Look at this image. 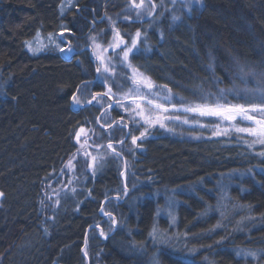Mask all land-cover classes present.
Wrapping results in <instances>:
<instances>
[{
  "label": "trees",
  "instance_id": "16d2710c",
  "mask_svg": "<svg viewBox=\"0 0 264 264\" xmlns=\"http://www.w3.org/2000/svg\"><path fill=\"white\" fill-rule=\"evenodd\" d=\"M63 2L0 0V264H264V157L235 137L146 139L128 165L130 194L109 204L118 227L105 239L96 233L108 229L101 208L122 191L113 157L47 202L80 129L101 113L72 106L79 88L85 100L105 93L86 51L92 35L107 39L110 21L128 43L139 31L131 63L168 90L172 105L220 90L222 102H259L245 90H264V0H201L177 23L165 6L138 22L122 20L130 0H79L66 12ZM36 37L46 40L38 55L27 47ZM67 43L71 59L61 55Z\"/></svg>",
  "mask_w": 264,
  "mask_h": 264
},
{
  "label": "rangeland",
  "instance_id": "374dc122",
  "mask_svg": "<svg viewBox=\"0 0 264 264\" xmlns=\"http://www.w3.org/2000/svg\"><path fill=\"white\" fill-rule=\"evenodd\" d=\"M78 1L79 0H64L62 11L66 12L71 8H75ZM136 3H140V0H136ZM161 3L163 5L160 4L159 6H156L153 0H145L144 8L136 9L132 7L130 0L125 11L126 16H124L122 20H136L138 22H145L158 12L160 6H165L162 14H164V11L165 13L168 11L172 12L173 15L171 17H178V19L172 18L173 22L177 23L181 19V12L189 13V8L191 5L192 7H195V5L198 6L200 4L194 3L193 0H163ZM152 5H155V7L153 8ZM138 12L140 13L139 16H137ZM148 13L151 14L149 15ZM115 23L110 21L108 29L110 33L107 39L105 38V31L92 35L89 38V46L86 48V51L92 55V59L96 63L97 69H99V71H97L98 79L96 82H99L103 85L105 93L97 94L93 96L91 100H87V98L85 100L83 97V90H81V92L79 91L76 95L80 103L76 104L73 102L72 106L74 109L78 110L79 107L88 105L96 99L94 106L99 107L101 109V113L96 119L95 125L91 124V127H87L83 131H79L77 151L66 165L65 173L61 181L62 183L59 185V190L57 191V189H52L49 191V193L47 192V202L51 206L53 202H55L54 200L58 199L59 195H62L66 192L71 194L77 189L75 185H81L79 174L88 177L97 175L104 166L103 164L105 155L108 154L109 156L113 157L114 160L120 165V176L122 180V191L119 193V195L104 203V212L111 213L109 210L110 202H113L112 205L114 206V203L118 204L124 202V200L130 194L128 165L131 163V159H134L135 155L141 151V145L145 142V140L154 136L155 133L167 135L170 134L173 136H177V134L182 133L186 134L189 139L195 140H219L231 139L230 137H235L233 138L235 141L237 140L243 142V140H245V147L249 148L252 154L264 157V155H261V153H264V145L259 143L252 144L254 138L247 133H237L232 130L227 134H213V129L217 124H219L221 130L228 129L230 124L233 123L239 127H251L253 125L239 120L235 122H226L217 121L214 118H202L194 116L189 113H185L182 110V106H175V108H173L172 103L175 100L174 97L168 92V90H165L154 83L153 84L155 87H153L150 92L148 89L141 87L140 95H146L155 102L164 104L165 107H168L169 111L167 113H161L162 116L179 117V119L164 120V127H161L158 123H153L152 125L145 123L144 115L147 114L148 106L138 99L137 94L134 91L133 79H131L134 74L132 72V68L128 67V64H131L133 68H136L139 70V72L143 73L139 69L140 67L134 66L131 63L132 55L136 53L135 50L138 48L140 41L139 39L137 40L136 47L132 50V52L129 53L128 60L125 61L123 59L122 49L125 47V44L130 47L131 43H128V41L122 37L119 29L116 27L117 23ZM117 32H119V38H122L125 42V44H121L120 47L115 46L119 39L116 35ZM45 44L46 40L41 37H36L32 42L28 43L27 47L32 54L38 55L41 53V50ZM67 44L68 45L61 47V53L65 58L69 59L72 57V54H74V49L70 47L69 43ZM69 49L72 51H69ZM105 67H107L109 71L105 72ZM112 84L117 85L119 93L112 88ZM165 97H169L170 100L165 99ZM137 103L141 104L140 108L136 107ZM112 110L119 111L123 117L117 121L111 120L110 113ZM142 111L144 115L138 114ZM155 114L156 113L153 115L155 116ZM185 119L188 120V123H184ZM210 120H214L216 122L211 123L209 122ZM114 125L115 130L113 131L115 134L111 131V127L113 128ZM98 131L103 133L105 132V134L101 137V134L99 135ZM141 133H144L143 137H141ZM133 138H136L135 144L132 142ZM109 144L112 145L111 148H109ZM250 144L252 145L251 147L249 146ZM259 148L262 149L261 152H258ZM256 149L258 150L255 151ZM117 153H119V155H117ZM120 159L122 163L120 162ZM51 187L52 185L50 188ZM1 200L2 197L0 196V202ZM101 216L103 217L106 228L108 229L107 231H104L102 228H97L96 233L100 236V238L105 239L108 233L113 232L118 227V222L115 219L116 223L113 224L112 218H114V216L112 213L111 218L107 215H104L103 212H101ZM101 231H103L104 235L100 234ZM159 234V241L166 239L164 237L161 238L164 235V232L160 230ZM158 245L160 244H157V246ZM85 253L87 254V251L84 252V256L87 259L88 255H85ZM87 263L90 264V261Z\"/></svg>",
  "mask_w": 264,
  "mask_h": 264
},
{
  "label": "snow or ice",
  "instance_id": "6c2138e0",
  "mask_svg": "<svg viewBox=\"0 0 264 264\" xmlns=\"http://www.w3.org/2000/svg\"><path fill=\"white\" fill-rule=\"evenodd\" d=\"M193 2L199 4L201 0H193ZM131 5L136 9H143L145 6V0H140V3H136V0H131ZM152 7L154 8L155 5H152ZM190 10L191 9H189V11ZM148 14L150 15L151 13ZM139 15L140 13L138 12L137 16ZM173 19H178V17H173ZM116 35L119 38V32H117ZM140 36L141 33L137 31L135 37L131 41L130 47L125 44L122 38L118 39V42L115 45L116 47H120L121 44H125V47L122 49L123 59L125 61L128 60L129 53L132 52V50L136 47L137 40L139 39ZM69 51L72 50L69 49ZM128 67L132 68V72L134 74L131 79H133L134 91L137 94L138 99L148 106L146 115H144L143 111L138 113L144 115L145 123H148L149 125H152L153 123H158L161 127H164L165 126V124L163 123L164 120L179 119V117L162 116L161 113H167L169 111L168 107H165L164 104L155 102L146 95L144 96L140 95L141 87L148 89L150 92V90L153 87H155V85L153 84V82L149 77L139 72L138 69L133 68L131 64H128ZM97 71H99V69H97ZM104 71L107 72L109 71V69L105 67ZM240 72L242 73L244 72L243 67L240 68ZM251 74L255 75V73H251ZM224 91L225 90H220L219 94L216 95L215 97L211 93L202 95L199 102H187L186 104L182 102V110L185 113H192L198 117L214 118L217 121L234 122L237 119H240L241 121H250L253 125L251 127H239L233 123L230 124V127L228 129H224V130H221L219 124H217L216 127L213 129V134L214 135L227 134L229 131L234 130L237 133H247L248 135L252 136L254 138L252 144L259 143L264 145V90L262 89L245 90L246 95H252L257 97L259 102H249L244 104H240V103L232 104L228 102H222V100H224ZM72 99L74 103L76 104L80 103L79 99H77L76 96H73ZM165 99L170 100L169 97H165ZM136 107L140 108L141 104L137 103ZM173 108H175V105H173ZM154 113H156L155 116L153 115ZM184 123H188V120L185 119ZM81 131H83V129H81ZM143 136L144 133H141V137ZM132 142L133 144H135L136 138H133ZM249 146L251 147L252 145L250 144ZM111 147L112 145L109 144V148ZM117 155H119V153H117ZM261 155H264V153H261ZM2 195L3 193H0V196ZM101 212H103L104 215H107L111 218V213L104 212L103 208H101ZM112 222L113 224L116 223L114 218H112ZM100 234L104 235L103 231H101ZM85 255L87 254L85 253ZM248 255L255 257V253L250 252L248 253Z\"/></svg>",
  "mask_w": 264,
  "mask_h": 264
},
{
  "label": "water",
  "instance_id": "95a60500",
  "mask_svg": "<svg viewBox=\"0 0 264 264\" xmlns=\"http://www.w3.org/2000/svg\"><path fill=\"white\" fill-rule=\"evenodd\" d=\"M61 55H62V57L64 58V56H63L62 53H61ZM90 56H91V58H92V55H90ZM70 59H71V58H70ZM96 76H97V78H96L95 81H97V79H98V74H96ZM79 91H80V88L78 89L77 93H78ZM95 101H96V99H95L92 103H90V104H88V105H83V106L79 107L78 110H77V109H74V108H73V110L76 111V112H78V111H80V110H82V109L89 108V107H91V106L95 103ZM72 104H73V100H72ZM80 131H81V129H80Z\"/></svg>",
  "mask_w": 264,
  "mask_h": 264
},
{
  "label": "bare ground",
  "instance_id": "6f19581e",
  "mask_svg": "<svg viewBox=\"0 0 264 264\" xmlns=\"http://www.w3.org/2000/svg\"><path fill=\"white\" fill-rule=\"evenodd\" d=\"M189 114H191V115H194V116H196L195 114H192V113H189ZM202 118H206V117H202ZM241 121L240 119H237L236 121ZM227 122V121H226ZM235 122V121H234ZM242 122H246V123H249V124H251L252 125V123L250 122V121H242Z\"/></svg>",
  "mask_w": 264,
  "mask_h": 264
},
{
  "label": "flooded vegetation",
  "instance_id": "af4514ba",
  "mask_svg": "<svg viewBox=\"0 0 264 264\" xmlns=\"http://www.w3.org/2000/svg\"><path fill=\"white\" fill-rule=\"evenodd\" d=\"M97 22H98V21H97ZM97 22H96V23H97ZM95 95H97V94H94L93 96H95ZM93 106H94V105H93ZM114 128H115V125H114L113 128L111 127V129H112L111 131H112V132H114V131H113V130H115ZM114 134H115V132H114Z\"/></svg>",
  "mask_w": 264,
  "mask_h": 264
}]
</instances>
